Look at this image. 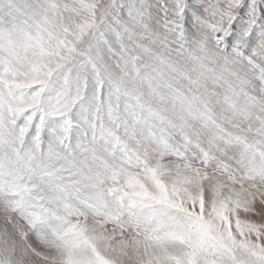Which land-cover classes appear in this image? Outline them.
Listing matches in <instances>:
<instances>
[{
	"label": "snow or ice",
	"instance_id": "snow-or-ice-1",
	"mask_svg": "<svg viewBox=\"0 0 264 264\" xmlns=\"http://www.w3.org/2000/svg\"><path fill=\"white\" fill-rule=\"evenodd\" d=\"M0 264H264V0H0Z\"/></svg>",
	"mask_w": 264,
	"mask_h": 264
}]
</instances>
